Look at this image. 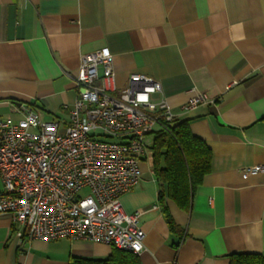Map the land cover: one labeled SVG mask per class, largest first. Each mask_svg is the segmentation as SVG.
<instances>
[{
    "label": "crops",
    "instance_id": "crops-1",
    "mask_svg": "<svg viewBox=\"0 0 264 264\" xmlns=\"http://www.w3.org/2000/svg\"><path fill=\"white\" fill-rule=\"evenodd\" d=\"M105 46L119 89L132 73L158 80L156 98L211 149L190 207L166 198L172 227L153 170L140 166V182L121 196L127 212L145 211L142 264H230L233 253H264V173L247 172L264 164V0H0V119L32 107L63 128L82 56ZM197 88L208 101L185 110ZM17 228L0 215V264L113 252L85 239H21Z\"/></svg>",
    "mask_w": 264,
    "mask_h": 264
},
{
    "label": "built area",
    "instance_id": "built-area-1",
    "mask_svg": "<svg viewBox=\"0 0 264 264\" xmlns=\"http://www.w3.org/2000/svg\"><path fill=\"white\" fill-rule=\"evenodd\" d=\"M129 81L118 88L105 46L82 56L63 128L32 107L16 121L0 119V215L12 216L21 239H85L142 251L145 211L127 212L121 196L141 180L148 137L175 114L156 98L158 80L132 73ZM194 92L185 110L208 101L204 89ZM247 172L264 173V164Z\"/></svg>",
    "mask_w": 264,
    "mask_h": 264
},
{
    "label": "trees",
    "instance_id": "trees-1",
    "mask_svg": "<svg viewBox=\"0 0 264 264\" xmlns=\"http://www.w3.org/2000/svg\"><path fill=\"white\" fill-rule=\"evenodd\" d=\"M152 170L159 181L163 211L173 226L166 198L179 207H190L195 188L210 170L211 149L206 141L194 135L188 119L174 120L154 130ZM70 264H142L138 253L113 247L104 259L72 257ZM230 264H264V253L237 252Z\"/></svg>",
    "mask_w": 264,
    "mask_h": 264
},
{
    "label": "rangeland",
    "instance_id": "rangeland-1",
    "mask_svg": "<svg viewBox=\"0 0 264 264\" xmlns=\"http://www.w3.org/2000/svg\"><path fill=\"white\" fill-rule=\"evenodd\" d=\"M158 127V126H157ZM156 127V128H157ZM154 137V133H152V134H150V139H152ZM114 141H117V139H113ZM148 158H147V160H144V161H141V164H140V166L141 167H145V169H144V171L146 170V171H148L149 173L150 172H152V150L151 149H149L148 150ZM141 170H142V168H141ZM143 171V170H142ZM147 172V173H148Z\"/></svg>",
    "mask_w": 264,
    "mask_h": 264
}]
</instances>
